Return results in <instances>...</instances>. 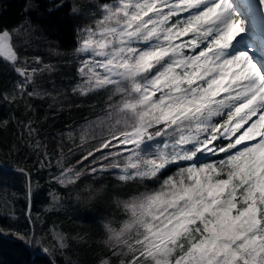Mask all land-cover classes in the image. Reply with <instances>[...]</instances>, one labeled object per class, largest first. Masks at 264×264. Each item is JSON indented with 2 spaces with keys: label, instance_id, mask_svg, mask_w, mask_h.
<instances>
[{
  "label": "snow or ice",
  "instance_id": "6c2138e0",
  "mask_svg": "<svg viewBox=\"0 0 264 264\" xmlns=\"http://www.w3.org/2000/svg\"><path fill=\"white\" fill-rule=\"evenodd\" d=\"M257 37L259 57L249 50ZM12 41L0 30V62L19 94L38 95L29 88L52 66L21 62ZM77 45L72 92L106 97L81 129V148L92 145L82 161L106 163L86 172L146 182L179 169L121 202L123 223L105 225L111 255L127 256L121 264H264V0H102ZM82 161L58 182L76 183Z\"/></svg>",
  "mask_w": 264,
  "mask_h": 264
},
{
  "label": "trees",
  "instance_id": "16d2710c",
  "mask_svg": "<svg viewBox=\"0 0 264 264\" xmlns=\"http://www.w3.org/2000/svg\"><path fill=\"white\" fill-rule=\"evenodd\" d=\"M57 1L0 0V30L10 32L20 60L57 63L45 76L47 85L76 80L66 64L67 52L75 47L67 5L89 6L85 0ZM17 78L0 62V232L7 237L0 234V264H49L29 253L25 243L49 254L55 264H121L128 257L111 255L105 225L118 228L126 218L121 202L150 190L151 183L122 182L109 171L86 172L91 158L82 161V156L90 144L81 148V129L102 115L106 97L69 95L56 104L46 95L9 96ZM78 161L85 174L74 184H60L61 171L80 168ZM101 188L102 197L90 198Z\"/></svg>",
  "mask_w": 264,
  "mask_h": 264
},
{
  "label": "rangeland",
  "instance_id": "374dc122",
  "mask_svg": "<svg viewBox=\"0 0 264 264\" xmlns=\"http://www.w3.org/2000/svg\"><path fill=\"white\" fill-rule=\"evenodd\" d=\"M87 4H89L88 7H84V3L81 6H79L78 4L74 3V2H69L67 7L69 10V14H68V23H70V28L72 31V35L74 37V43H75V47L67 52V62L66 64L68 66H72L74 68L75 71V76H76V80H73L70 83H58L55 85H47V83H45V76L51 74L52 72H54L55 68L57 67V63L51 59H47V60H41L43 63L41 65H39L40 67H43L44 65H51L52 66V71L51 72H43L38 74V79L36 80V83L31 86L29 88V91H32L33 89L38 93V95H46L52 102L51 103H63L65 101H67L69 99V95L71 96H79L76 95L72 92L73 87L76 86V84H78L80 82V78H79V73L77 71V68L79 66V58H78V54L76 53L75 49L77 48V42L79 40V32L80 30L85 27L86 25H88L89 23H91L92 21V15L93 13L96 11V9L99 7V5L101 4L102 0H85ZM242 1V0H240ZM110 2V0H109ZM62 1L58 0L57 4H61ZM238 3V2H237ZM75 10V12H74ZM241 11H243L241 9ZM249 36H251L252 34L249 33ZM250 52H254L255 55L257 57H259L261 55V51H260V46H259V37H257V43H256V47L249 49ZM25 59H22L21 62H23ZM28 62L30 63L31 66H36L34 63H32L33 61L28 60ZM18 79H16V82L12 88V90L9 91V96H13V95H20L17 91H16V84L18 82ZM6 94V95H7ZM106 100V98H105ZM89 145V144H87ZM90 147L92 146L91 144L89 145ZM99 155V154H97ZM224 158V154L223 153H219L216 156H212L211 154H208L205 157H201L200 161H198L199 163H207V162H216L219 159ZM101 163H106L105 161L102 160H97L95 162V164H93L92 162L89 163L87 168L96 166L99 167V165ZM180 166H187V163H181ZM178 166L177 165H170L168 166V168H166L165 170H163L162 174L159 177L158 181H149L151 183V189L150 190H155L160 186V183L167 179L168 177L171 176H175L178 172ZM109 172H111L115 177L118 178L117 172L114 170H107ZM119 179V178H118ZM26 215V212H25ZM26 218V216H25ZM27 221V219H26ZM28 224H30V220L29 222H27ZM2 233V232H0ZM2 235H4L2 233ZM6 236V235H5ZM29 245V243H25V246ZM31 247V246H30ZM33 249V248H32Z\"/></svg>",
  "mask_w": 264,
  "mask_h": 264
},
{
  "label": "water",
  "instance_id": "95a60500",
  "mask_svg": "<svg viewBox=\"0 0 264 264\" xmlns=\"http://www.w3.org/2000/svg\"><path fill=\"white\" fill-rule=\"evenodd\" d=\"M11 170H15V171H18V172H23L22 169H11ZM28 179V178H27ZM28 213H29V207L27 208V211H26V219H27V222H29V216H28ZM2 235V233H0ZM3 237L7 238L5 235H2ZM26 249L29 251V253H31L32 255H39V256H43L47 259V261L49 262V264H55L53 259L49 256V254H47L46 252L44 251H34L29 245H26Z\"/></svg>",
  "mask_w": 264,
  "mask_h": 264
},
{
  "label": "bare ground",
  "instance_id": "6f19581e",
  "mask_svg": "<svg viewBox=\"0 0 264 264\" xmlns=\"http://www.w3.org/2000/svg\"><path fill=\"white\" fill-rule=\"evenodd\" d=\"M237 2H238V4H240L242 1L237 0ZM242 10H243V9H242ZM256 23H257V33H259V31H260L259 21H257ZM183 163L185 164V163H188V162H183Z\"/></svg>",
  "mask_w": 264,
  "mask_h": 264
}]
</instances>
